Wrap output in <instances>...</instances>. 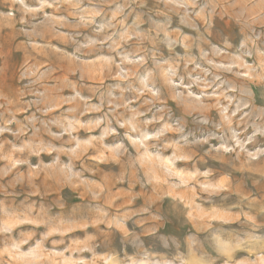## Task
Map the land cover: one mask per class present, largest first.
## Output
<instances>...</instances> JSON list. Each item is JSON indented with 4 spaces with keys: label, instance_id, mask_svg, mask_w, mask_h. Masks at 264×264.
<instances>
[{
    "label": "clouds",
    "instance_id": "obj_1",
    "mask_svg": "<svg viewBox=\"0 0 264 264\" xmlns=\"http://www.w3.org/2000/svg\"><path fill=\"white\" fill-rule=\"evenodd\" d=\"M0 264H264V0H0Z\"/></svg>",
    "mask_w": 264,
    "mask_h": 264
}]
</instances>
